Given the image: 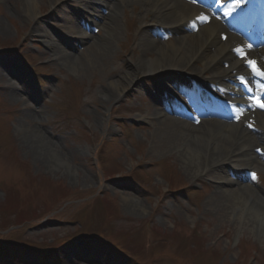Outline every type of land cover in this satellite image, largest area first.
<instances>
[{
  "label": "rangeland",
  "instance_id": "obj_1",
  "mask_svg": "<svg viewBox=\"0 0 264 264\" xmlns=\"http://www.w3.org/2000/svg\"><path fill=\"white\" fill-rule=\"evenodd\" d=\"M72 1L58 0L69 11L76 10ZM22 5L0 0V23L9 31L0 32V78L12 72L10 85L0 79V264H264V225L251 211L206 207L219 191L212 182L216 172L191 178L176 155L152 148L153 126L139 115L160 117L159 109L152 116V93L166 75L140 74L137 89L110 99V81L142 55L145 23L138 2L119 11L117 39H105L100 27L88 25L97 40L112 45L107 61L92 73L87 64L78 73L72 57L62 56L64 49L78 55L88 43L77 38L69 46L60 33L62 14L41 1V25L52 30L45 35L56 38L59 51L30 33L34 23L16 14ZM75 17L67 14L72 24L65 22L72 27ZM154 29L148 28V39L173 41L154 38ZM189 89L187 84L183 96L190 98ZM251 103L249 112L264 113L255 98ZM247 142L252 168L225 174L236 181L233 188L254 191L258 200L251 199L252 205L264 207V161L258 157L264 151L259 140Z\"/></svg>",
  "mask_w": 264,
  "mask_h": 264
},
{
  "label": "bare ground",
  "instance_id": "obj_2",
  "mask_svg": "<svg viewBox=\"0 0 264 264\" xmlns=\"http://www.w3.org/2000/svg\"><path fill=\"white\" fill-rule=\"evenodd\" d=\"M19 1L23 5L17 9L16 14L34 23L30 33L42 40L48 48L54 46L53 48L56 50H61L54 39L51 41V38L45 35L48 34L47 31L49 30L41 25L39 6L43 0ZM44 1L50 11L55 12L56 15L62 14L61 18L72 24L67 19V14L69 16L73 13L64 9L58 0ZM207 1L211 2L210 0ZM73 2L80 3L81 7L77 5V9L81 15L88 19L89 26L100 27L105 39H117L119 36L117 17L119 11L127 5L134 6L138 2V14L142 22L145 23L140 31L143 43L138 46L142 55L133 59L132 69L122 74L119 79L110 81L109 84L114 90L110 99L126 95L129 91L137 89L136 79L140 74L158 77L166 75L172 80L178 79L186 84L193 82L200 98L193 101V105L199 108L203 107L207 118L202 122L192 118L184 107L187 103L184 100L179 102L180 95L172 96L174 89L169 83L167 89L169 94L161 104L160 117L151 119L149 116L139 115V118L147 120L153 126L151 146L154 150L171 152L172 155H176L180 163L192 172L191 178L206 176L209 171L216 172L217 178L213 182L219 183V187L217 186L219 191H215L217 194H213L209 198L206 203L207 208L220 210L224 206H230L227 207L229 211L246 209L251 211L250 214L258 220L260 223L259 225L257 223L258 226L264 225V207L250 203L251 199H257L254 191L247 186L233 188L236 181L230 179L233 172L238 171L241 173L252 168L248 156L249 151L245 149L249 145L247 138L252 137L259 140V147L264 151V126L257 122V119L264 121V113L254 110L249 112L251 103L244 101L247 95H251L256 98L255 103L258 104L257 106L264 109V48L261 51L242 50L231 37L223 39L224 32L219 28L216 21L207 24L201 19L203 15H206L204 12L200 17L192 18L194 10H198L196 5L182 2L172 3L170 0H84L83 2L73 0ZM243 3L244 9L240 15L252 21L254 19L259 21L258 24L262 28L264 26V6L261 2L259 0H243ZM252 3H255L254 8L250 7ZM98 6L102 7L103 10H100ZM233 13V10H226L223 18L228 20V17ZM231 24L233 23L231 22ZM73 25L75 27L74 32L80 34L78 40L88 43L85 44V48L78 55L64 49L62 56L72 57L70 61L78 69V73L83 71L84 64L89 66L87 69L89 73L96 72L100 63L107 61L112 50L111 41L97 40L92 30L85 28L83 25L81 26L80 21H74ZM153 25L156 27L153 31L155 35H152L154 38L160 35L165 40L166 36H171L173 41H154L153 38H149V40L150 32L148 33L147 30L148 28L152 30L151 26ZM63 30L70 35L73 33L70 28ZM0 32H9L2 23H0ZM1 40H5V38ZM153 50H155V53L150 55ZM145 55H148V57L144 58ZM224 64H228V66L219 71L220 66ZM253 68L257 69L258 72L254 71ZM174 72H178V74H170ZM7 76L8 74H6V77L2 75L0 79L5 85H10L8 79L10 77ZM225 78L227 81H223ZM198 80L203 81H200L199 84L196 82ZM215 80H219V89L226 91V98L218 94L219 90L215 91L216 95H211L209 88L210 86H216ZM240 84L249 88L247 94L239 90ZM163 89L159 88L160 91H163ZM178 92L180 91L178 90ZM236 95L243 97L237 98ZM212 97H215L216 100H212ZM260 100L262 103H259ZM223 101H237L236 106L239 111L234 109L235 106L233 107L232 103V112L229 113L224 110ZM168 111H173L181 117L190 116V118L183 119V121L182 119H175L168 115ZM158 113L153 110L152 116L154 114L158 115ZM214 116H218V119ZM223 117L234 121L232 123H227L225 120L221 121L220 118ZM247 117H251V119ZM248 120H250V124L246 126L245 123ZM30 131L37 134L36 136L39 139L46 141L41 132L36 131L34 128H30ZM184 137L187 139L189 137V139L185 140ZM49 153L52 158L58 159L52 149ZM258 157L264 161V153L258 152ZM60 162L68 166V163L63 159H60ZM224 167H228L227 170ZM228 170H233V172H230V176L225 174V171L227 173ZM225 185L227 188H223ZM236 189H239V192ZM241 191L243 193H240ZM227 192H232V194L230 193L229 196ZM237 194H239L238 197ZM123 197V200L127 201L129 205H132V203L137 204L140 208V202H137L134 198L125 195Z\"/></svg>",
  "mask_w": 264,
  "mask_h": 264
},
{
  "label": "trees",
  "instance_id": "obj_3",
  "mask_svg": "<svg viewBox=\"0 0 264 264\" xmlns=\"http://www.w3.org/2000/svg\"><path fill=\"white\" fill-rule=\"evenodd\" d=\"M0 245L2 246V244H0ZM10 247H13V248H19V249H20V247H19L17 244H16V245L11 244ZM13 248H12V249H13ZM10 249H11V248H10ZM50 260H51V259H50Z\"/></svg>",
  "mask_w": 264,
  "mask_h": 264
},
{
  "label": "snow or ice",
  "instance_id": "obj_4",
  "mask_svg": "<svg viewBox=\"0 0 264 264\" xmlns=\"http://www.w3.org/2000/svg\"><path fill=\"white\" fill-rule=\"evenodd\" d=\"M201 19H206V18H204V17H201ZM253 70L258 72V70H257V69H255V68H253ZM254 178H255V176H254V174H253V179H254Z\"/></svg>",
  "mask_w": 264,
  "mask_h": 264
}]
</instances>
